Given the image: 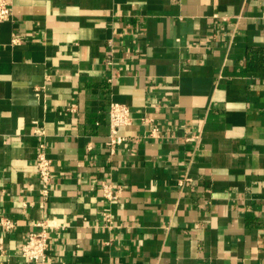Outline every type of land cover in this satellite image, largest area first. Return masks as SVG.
Listing matches in <instances>:
<instances>
[{
    "label": "crops",
    "instance_id": "0c3cea01",
    "mask_svg": "<svg viewBox=\"0 0 264 264\" xmlns=\"http://www.w3.org/2000/svg\"><path fill=\"white\" fill-rule=\"evenodd\" d=\"M12 6L0 22V264H35L22 246L40 220L48 264H264V0ZM112 101L132 117L114 151ZM104 184L121 190L108 198Z\"/></svg>",
    "mask_w": 264,
    "mask_h": 264
},
{
    "label": "built area",
    "instance_id": "2783aa9c",
    "mask_svg": "<svg viewBox=\"0 0 264 264\" xmlns=\"http://www.w3.org/2000/svg\"><path fill=\"white\" fill-rule=\"evenodd\" d=\"M13 16L12 0H0V22L10 20ZM20 40V37L14 35V42ZM108 64L112 63L111 58L106 59ZM71 111H76L73 104ZM132 121L131 109L128 104L112 101L109 107V125L108 145L112 151L115 147L125 140L121 134L122 127L129 125ZM39 131V130H38ZM36 169L41 179V193L44 199H47L51 193L52 185V160L45 151L41 150L36 158ZM121 190V187H113L110 184L103 185V194L108 198H114ZM1 225L6 231H10L15 226V221L6 215L1 216ZM34 228L30 231L27 240L22 246V255L35 264H48V248L50 245L49 221L40 220L33 223Z\"/></svg>",
    "mask_w": 264,
    "mask_h": 264
}]
</instances>
